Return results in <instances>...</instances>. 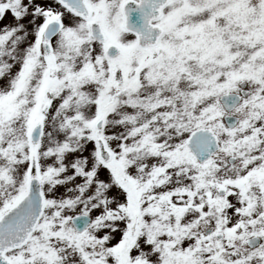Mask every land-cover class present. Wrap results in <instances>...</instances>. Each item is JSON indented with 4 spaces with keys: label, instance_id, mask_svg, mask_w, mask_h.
<instances>
[{
    "label": "snow or ice",
    "instance_id": "obj_1",
    "mask_svg": "<svg viewBox=\"0 0 264 264\" xmlns=\"http://www.w3.org/2000/svg\"><path fill=\"white\" fill-rule=\"evenodd\" d=\"M0 264H264V0H0Z\"/></svg>",
    "mask_w": 264,
    "mask_h": 264
}]
</instances>
